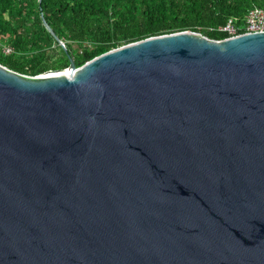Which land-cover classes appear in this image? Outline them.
<instances>
[{"label": "water", "instance_id": "obj_1", "mask_svg": "<svg viewBox=\"0 0 264 264\" xmlns=\"http://www.w3.org/2000/svg\"><path fill=\"white\" fill-rule=\"evenodd\" d=\"M0 264H264V31L0 64Z\"/></svg>", "mask_w": 264, "mask_h": 264}, {"label": "trees", "instance_id": "obj_2", "mask_svg": "<svg viewBox=\"0 0 264 264\" xmlns=\"http://www.w3.org/2000/svg\"><path fill=\"white\" fill-rule=\"evenodd\" d=\"M253 8L264 9V0H0V64L39 76L66 68L70 57L79 67L149 37L192 31L223 39L219 27Z\"/></svg>", "mask_w": 264, "mask_h": 264}, {"label": "built area", "instance_id": "obj_3", "mask_svg": "<svg viewBox=\"0 0 264 264\" xmlns=\"http://www.w3.org/2000/svg\"><path fill=\"white\" fill-rule=\"evenodd\" d=\"M219 31L225 33L227 37L242 33L264 31V9L253 8L249 10L240 22L237 19L230 18L223 26L219 27Z\"/></svg>", "mask_w": 264, "mask_h": 264}, {"label": "rangeland", "instance_id": "obj_4", "mask_svg": "<svg viewBox=\"0 0 264 264\" xmlns=\"http://www.w3.org/2000/svg\"><path fill=\"white\" fill-rule=\"evenodd\" d=\"M10 49L8 48V47H5V48H2V51L5 53V54H8V51H9Z\"/></svg>", "mask_w": 264, "mask_h": 264}]
</instances>
